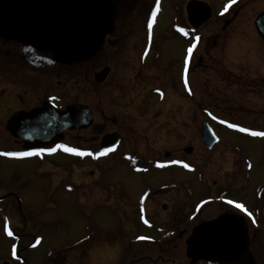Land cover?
Instances as JSON below:
<instances>
[{
	"label": "flooded vegetation",
	"instance_id": "obj_1",
	"mask_svg": "<svg viewBox=\"0 0 264 264\" xmlns=\"http://www.w3.org/2000/svg\"><path fill=\"white\" fill-rule=\"evenodd\" d=\"M244 1L236 0V3H232V0L220 1L224 3L225 9L227 8V11L222 12V16H230L235 13L236 7ZM207 2L205 0H141L139 3V0H117L105 39L99 49L88 58L78 57L65 60L64 57L45 55L32 44L13 39L0 32V134L7 135L8 142L13 146V148L0 146V169H8L9 165H12L11 167L14 169H9V174L12 175H8V177L16 178L21 169L20 164H27L25 166L26 170L33 171L34 174H40L48 167V174L52 176L55 189L57 191L62 190L68 195H73L75 192L80 193L75 196L81 200L80 206L76 207L77 211L81 210L80 212H82L84 207L91 205V211H96L98 220L95 226L85 225L83 230L75 234L73 239L65 244L63 248L59 250L52 249L42 257L31 259L28 256L29 252H38L43 244V239L28 233L26 228L23 227V223L26 224V218L23 215V206L20 202L18 204L20 198L17 191L9 187L0 188V192L7 191V194L0 197V199H3L0 202L10 203L8 205L9 209L18 214L21 219L17 221L19 227L14 226L11 230L12 235H9L15 241L11 256L0 259V264H191L192 260L189 257L188 246L193 231L202 224L227 214L238 215L247 223L250 251L252 252V260L249 264H264V180L252 189L253 196L250 200L253 208H250L248 202L249 192L247 191L249 180L241 160L242 153L238 148L227 145L228 147L231 146L229 148L233 151L230 154L236 159L239 157V164H235L238 170L241 171V184L237 186L234 192L232 191V181H228V185H225L226 188L223 191L218 195H212L207 192L210 184L208 175L206 176L205 172H202L197 163H192V167L189 168L184 158L173 157L167 152H165V159L162 160H152V158L141 156L139 151H133L130 145L126 144V136L124 135L126 131L124 128L121 129L120 127V131H113V133H102L101 130L105 129L109 123L106 111L101 109L100 112H97L94 106L86 101L88 88L91 86L98 93L97 99H99L101 107L105 85L110 84L112 88L109 90L112 91L119 86H127L115 97L111 95V101L115 102V98L124 100L131 97L133 99L134 96L131 95V92L134 86L158 82V80L152 78L153 71L159 74L160 81L169 80L173 89L178 88L179 90L180 84L183 88L188 85L191 70L198 61L200 38H202L200 16L191 15L188 12V6L192 3H201L206 9L203 18L207 19L209 17L211 21L213 12ZM230 4L231 7H229ZM168 5L174 8L173 10L177 13L176 18L180 21V25L176 23L169 31L167 30L169 38L171 41H178V43L180 41L183 44L188 43V46L184 47L182 51L180 50L178 58L172 56L162 64L160 45L163 41L160 38L157 39L153 31L159 26L158 20H160L164 9ZM154 13L155 20H153ZM235 14L237 16L238 12ZM133 20L136 21V26L139 27L140 25L141 27L140 32L143 39L141 47L130 46V41L128 42L131 35L134 34V30H136V26L134 27L132 24ZM150 24L151 29H149ZM180 29H183V32ZM189 49H192L190 56ZM92 61L99 63L96 71H91L90 64ZM117 65L118 67L122 66L123 73L130 72V75H124L127 77L119 79L120 76L116 72L118 71ZM148 67L151 68L149 74ZM178 68H180L179 73L176 72ZM104 70H109L108 77L103 83H99L96 81V76ZM182 73L185 76L183 82L180 78ZM58 75L66 80L65 93H58L54 85ZM179 79L182 83L179 82ZM59 83L62 84L61 81ZM109 90L107 91L109 92ZM165 91L155 89L154 92L141 97L145 100L156 97L154 102L157 101V103L161 102L162 104L167 97ZM45 105L49 108L55 106L60 111H65L71 107H88L92 113L93 123L86 129L67 130L64 133L63 142L48 149L35 151L41 153L40 155L27 157L5 155V153L28 152L25 148V142L12 136V133L18 132L19 129H16L14 125L10 126L11 120L19 116L22 118V123L19 126L22 127L20 130H32L35 123V112ZM103 117H106L105 123L104 119L101 124L98 123ZM114 124H118V121H114L112 125ZM102 126L103 129H100ZM121 126L123 127V125ZM95 134L98 135L92 136ZM107 136H112L113 140L118 141L114 150L106 151L103 149L102 142ZM61 145L76 149L79 152L91 153V155L80 156L65 152L60 147ZM59 155L65 158L63 160L65 166H61L62 168L57 167L60 162L54 160ZM115 155L122 157L119 158ZM104 161L112 167L126 168L128 166L133 173L139 175L141 183L137 204L132 202L133 196L128 191L126 192L121 181L114 180L111 184L106 182L104 173L107 167H101V163ZM86 166L96 168L95 172H88L89 178L85 177L86 175L83 173ZM173 169L182 173L184 178L180 176L176 181L174 178H169L167 184L161 186L162 190L153 189V187L147 185L145 179L151 176L152 170L166 172V170ZM187 174L192 177V183L206 187L198 201L194 200L193 192L195 190L190 189L192 188L191 184L188 183L190 179H188V182L185 180V176L188 177ZM61 176L66 177V182L61 181ZM174 183L176 188L172 189L173 185L171 184ZM63 185H66L65 189ZM94 190H96V197L93 195ZM160 191L166 192L161 196V200L168 202L167 205L162 206V210L168 214L166 220H161L153 216L152 213L154 198L158 197ZM229 201L232 203H229ZM236 205H243V209L236 207ZM213 206L217 208V211H214L212 216H205L204 212L209 211ZM58 209L57 206L56 209H51V211L53 213ZM120 212L133 216L128 219L130 221L128 222V226H130L128 230L144 228L151 221L162 223L166 226L168 232V234L166 233L168 237L164 236V240L166 239L164 245L154 248V251L148 255L135 253L131 249L132 247L123 246L122 242L127 239L124 234L127 229L122 230L123 227L120 226L117 217ZM44 213L47 214V212ZM249 213H251L250 217ZM128 240L130 239H127L126 242ZM167 243L168 245H166ZM176 245L183 246L182 254H172L171 251ZM120 246H123V248ZM130 251H133L136 255L129 253ZM197 264L213 263L198 262Z\"/></svg>",
	"mask_w": 264,
	"mask_h": 264
},
{
	"label": "rangeland",
	"instance_id": "obj_2",
	"mask_svg": "<svg viewBox=\"0 0 264 264\" xmlns=\"http://www.w3.org/2000/svg\"><path fill=\"white\" fill-rule=\"evenodd\" d=\"M205 1L210 4L213 18L200 25L202 38H200L199 57L189 76L187 85L189 94L181 84L178 90V88L173 89L169 80L160 81L159 74L153 71L152 78L158 82L134 86L131 92V95L134 96L133 99L131 97L124 100L115 98L118 101H111V95L115 97L127 86H119L112 91L109 90L112 88L110 84L105 85L101 107L99 99H97L98 93L91 86L88 88L86 101L94 106L95 111L100 112L101 109L106 111L109 123L105 129L103 126L100 127L103 129L101 132H105L104 134L113 133V131H120V127L124 128L126 144L130 145L133 151H139L141 156L152 158V160H162L165 159V152H167L173 157L184 158L189 168L192 167V163H197L202 172H205L206 176L208 175L210 184L207 192L212 195H218L223 191L226 188L225 185H228V181H232V191L234 192L241 184V171L235 164H239V157L236 159L231 155L230 152L233 153V151L229 148L231 146L227 145L239 148L242 153L241 160L244 170L249 180L247 184L248 202L250 208H253L250 200L253 196L252 189L264 180V137L249 134L264 132V42L256 33L254 26L255 19L264 11V0H245L236 7L237 16L235 13L230 16H220L225 7L224 3L218 0ZM140 2L141 0H139ZM173 9L170 5L166 6L163 15L158 20L159 26L153 31L155 37L157 36V39L160 38L163 41L160 45L162 64L172 56L178 58L180 50L182 51L184 47L188 46V43L183 44L181 41L178 43V41H171L169 38L167 30L169 31L176 23L180 25V21L176 18L177 13ZM132 24L135 27L136 21L133 20ZM139 27L136 26L134 34L128 40L130 46L141 47L143 45L141 27ZM90 66L91 71H96L99 63L92 61ZM116 67L119 79L127 77L124 75H130V72L123 73L122 66L118 67L117 65ZM148 68L149 74L151 68ZM176 72L179 73L180 68ZM180 78L181 81L185 78L183 73ZM59 81L62 82L61 85ZM65 81L60 75L57 76L54 85L58 93H65ZM181 81L179 79V82ZM155 89L166 90L167 97L162 104L154 102L156 97L151 100L141 97L154 92ZM106 117L101 118L98 123L101 124L103 119L105 123ZM114 121H118V124H114L117 126L112 125ZM205 122L210 123L222 140L221 145H217L211 153L207 151L201 140V129ZM230 125H235L239 129H247L248 132L229 129ZM7 139V135L0 134V146L13 148ZM190 148L193 149L192 152L187 153L186 150ZM64 159L61 155L54 158L55 161L60 162L57 167L65 166L63 165ZM101 164V167H107L104 173L106 182L111 184L114 180L121 181L126 192L128 191L133 196L132 202L137 204L141 183L139 175L133 173L128 166L126 168L112 167L106 161ZM11 166L9 165L8 169H0V188L9 187L17 191L20 198L18 204L20 202L23 206L22 211L24 210L23 215L26 218V224L23 223V227L28 233L43 239V244L38 252H29V258L36 259L49 253L52 249L63 248L75 234L83 230L85 225L91 227L98 223L96 211H91V205L86 206L87 208L84 207L82 212H80L81 210L77 211L76 207L80 206L81 200L75 196L80 193L75 192L73 195H68L62 190L55 189L52 176L48 174V167H46L47 171L44 169L40 174H34L33 171L26 170L27 164H20V171L17 175L15 174L16 178H12L8 177V175H12L9 174V169H14ZM94 170L96 168L86 166L83 173L86 175L85 177L89 178L88 172ZM180 176L184 178L182 173L174 169L166 170V172L152 170L151 176L145 180H147V185L153 189H161L163 184H167L169 178H174L176 181ZM187 176H185V180L188 182L190 179L188 182L192 186L190 189L195 190L193 192L194 200L198 201L206 187L192 183V177H189L188 174ZM60 179L66 182L65 176H61ZM171 185H173L172 189L176 188L175 183ZM65 186L63 185L64 189ZM95 191L93 192L94 197L97 196ZM5 194L7 191L0 192V197ZM164 194H166L164 191L158 192V197L154 198L152 205L153 216L161 220H166L168 216L162 210V206L168 203L161 200V196ZM9 204L0 202V259L11 256L15 241L12 237L10 238L8 233L14 226L19 227L17 221L21 220L18 214L9 209ZM57 206L59 209L52 213L51 209H56ZM214 211L216 212L217 208L213 206L209 211L204 212L205 216H212ZM117 217L120 226L123 227L122 230L127 229L124 232L126 238L130 239L127 242V239L124 240L123 246L132 247L131 249L135 253L148 255L154 251V248L164 245L166 241L164 236H167L168 232L162 223L151 221L144 228L128 230L130 227L128 219L133 216L120 212ZM123 246L120 247L123 248ZM182 249L183 246L176 245L171 252L180 255L183 252ZM133 251L129 253L136 255ZM259 255L261 256V254ZM177 263L179 262L177 261Z\"/></svg>",
	"mask_w": 264,
	"mask_h": 264
},
{
	"label": "water",
	"instance_id": "obj_3",
	"mask_svg": "<svg viewBox=\"0 0 264 264\" xmlns=\"http://www.w3.org/2000/svg\"><path fill=\"white\" fill-rule=\"evenodd\" d=\"M117 0H0V32L35 46L49 56L88 58L94 54L106 33L114 14ZM191 15L200 16V24L206 22V9L201 3L188 6ZM255 29L264 40V12L255 21ZM109 70L96 76L103 83ZM32 130H20L22 118L11 120L18 132L12 135L25 142V148L33 151L64 140L67 130L86 129L93 123L88 107H71L66 111L44 106L34 114ZM201 139L212 150L220 142L208 123L203 124ZM118 141L107 136L102 147L108 149ZM193 149H187L191 153ZM235 214L220 216L196 228L188 246L191 264H249L252 260L246 221Z\"/></svg>",
	"mask_w": 264,
	"mask_h": 264
},
{
	"label": "snow or ice",
	"instance_id": "obj_4",
	"mask_svg": "<svg viewBox=\"0 0 264 264\" xmlns=\"http://www.w3.org/2000/svg\"><path fill=\"white\" fill-rule=\"evenodd\" d=\"M232 3H236V0H232ZM229 7H231V4L229 5ZM225 11H227V8L225 9ZM223 14V13H222ZM153 20H155V13L153 14ZM151 24L149 25V29H151ZM181 32H183V29H180ZM197 40L199 39L198 37L196 38ZM192 49H189V56L191 55ZM187 83V81H186ZM230 127H236L235 125H230ZM240 131L243 132H248L247 129H239ZM253 136H262L264 137V132H251L249 133ZM65 152H69V153H73L75 155H91V153H83V152H79L76 149L73 148H69L66 146L61 145L60 146ZM51 151H55V150H51ZM41 153L39 152H22V153H5V155H12V156H21V157H27V156H33V155H40ZM103 154V153H102ZM185 167H187V165H185ZM229 203H232L231 201H229ZM236 207L243 209V205H236ZM249 215H251V213H249ZM9 235H12V233L9 231L8 233Z\"/></svg>",
	"mask_w": 264,
	"mask_h": 264
}]
</instances>
